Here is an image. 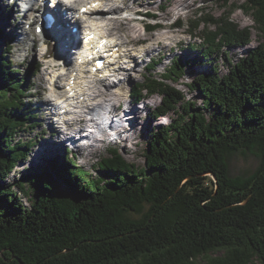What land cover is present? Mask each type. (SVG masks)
I'll list each match as a JSON object with an SVG mask.
<instances>
[{
	"label": "trees",
	"instance_id": "trees-1",
	"mask_svg": "<svg viewBox=\"0 0 264 264\" xmlns=\"http://www.w3.org/2000/svg\"><path fill=\"white\" fill-rule=\"evenodd\" d=\"M238 8L254 27H240L230 13L177 18L173 27H187L201 41L193 53L203 62L174 58L157 76L160 62L153 61L132 86L136 106L161 99L148 113L152 121L171 119L152 132L142 169L105 139L110 156L97 163L96 174L67 148L48 168L10 183L36 146L14 138L37 118L28 73L9 59L11 42L0 46V264H264V41L251 47L253 30L264 40V0ZM147 14L154 18L147 31L162 27ZM247 47L228 73L221 74L216 61L195 73L227 49ZM33 68L39 72L40 64ZM188 72L201 106L176 87ZM237 152L255 155L256 171L231 176L229 160Z\"/></svg>",
	"mask_w": 264,
	"mask_h": 264
},
{
	"label": "rangeland",
	"instance_id": "rangeland-1",
	"mask_svg": "<svg viewBox=\"0 0 264 264\" xmlns=\"http://www.w3.org/2000/svg\"><path fill=\"white\" fill-rule=\"evenodd\" d=\"M223 1L224 0H138L137 2H133L132 0L112 1L113 7H116V9L120 8V12L117 13V16L119 17L117 21H120L118 23H121V26H119V30H113L115 36L117 35L113 39L116 42L118 40V37H123V42H128L126 46L123 47V49L128 51L129 54H132L135 57L136 61L133 62V60H129V58L126 57L119 59V66L122 65L123 69L125 70H121L119 74L120 78L113 77L112 79L113 86L115 85L112 89L116 91L117 95L114 98L111 97V100L106 102L103 105L102 109L105 111L110 105H113V107L110 109L111 112H109L108 110L105 112H109V115L113 113L114 118L112 117L109 119L106 116L108 119L107 124H109V127L107 126L106 129L103 128L105 126L104 123L106 119L103 120L100 118L99 123L102 126L96 129V134L90 137L89 140H82V143L78 142L79 146H91L93 148H86L85 151L80 152L78 150L79 146L77 143L73 144L75 145L74 149L70 148V145L73 142L69 143L68 141H65L66 143L60 145L56 141L57 135L54 136V133H52V119L54 120L55 125L61 128L64 127V119L72 120V118H74L70 115H63L62 117L60 116V113L63 111V109L61 110V107H63V105H67V102H65V98L63 100H59L58 98L61 95L64 96V94L68 92L62 90H65L64 86L66 84L65 82H63V79L67 80L69 76L67 78L60 79L65 67H63V64L59 63L54 57V48L58 43L54 42V47L53 49H51L52 43L49 42L44 45L42 41L43 36L36 34L35 28L31 30V33L29 32V26L27 25L26 19L22 14V9H25L23 7V4L20 7L18 6V4H12L11 0H0V30L3 32L4 36H6L5 43H0V46L2 47V49H5L7 44L11 42L13 51L9 55V59L13 62V64L15 65L14 67L18 69L20 73H28L27 87L29 88L31 85H33L28 101L31 106L32 114L37 118V125L33 126L32 124L35 123L33 122L29 128H22L20 131H18V134H16V137L14 138L15 141H25V143L28 141H34L36 143V146L34 148V151L30 154L29 159L26 161V163H23L22 165L17 167V169H15L11 178H9V182L11 183L15 179H18L22 174L28 173L29 171L41 172L44 168H48L50 165L49 162L53 157H57L60 159L68 154L67 148L68 150H72L70 154H68L70 158H76L77 163L82 166V168H84L89 173L96 174L95 170L97 169V163L101 159H105L110 156V153L104 150L105 144L101 145V141H104L105 139L112 140V142L114 141L116 143V145H111L110 147L112 149L119 150L127 163L132 164L139 169L144 168L146 165V147L147 143H149L150 141L152 132L160 128L162 125L169 124V121H171V119L170 117H167L164 119H159L158 121H152L149 118L148 113L150 109H153L160 104L161 99L157 96L148 97L144 102H141L138 106H136V104L132 100L133 97H131L132 86L143 79V75L146 74L149 64L153 61H158V63L160 62L156 70L154 71L157 76L162 75L171 66L172 60L174 58L203 62L202 58L193 53V44L196 42L200 43L201 41L192 37L188 32L187 27H173L172 24L177 18L189 19L194 21L201 14L218 18L225 13H230L231 20L238 24L240 27L251 28L255 26L252 18L238 8V6L243 4L246 0H232L230 1V3H228V5H224ZM44 7H46V4L44 5ZM52 7L53 3L52 1H49L47 3V8H51L50 10H53ZM79 8H81V4L79 5ZM40 10L42 11V7L39 8L37 12L36 17L38 18V20L41 17ZM59 10L60 9L49 12L53 15H55V13H58L59 15L60 12V20H64L68 24V20L66 21V19H64L62 12ZM126 10L139 11L138 13H140L141 15V17L138 19L139 22H133L126 19L125 15L129 14L126 13ZM147 13L155 15V19L159 22L160 25H162V27L157 28L155 31H145L146 23H148L150 20H154V18L148 16ZM24 20L25 22H23ZM82 24L84 26L85 21H83ZM69 25L73 24L69 23ZM74 26L77 27L76 25H73V27L71 26V28L74 29ZM200 27L201 29H204V25L201 24ZM71 28L68 27V25L65 27L66 30L70 29V31L73 32ZM24 31H27L29 33L27 37H25V35H22ZM101 33L106 34L108 33V30L105 29ZM51 37H53V40L55 39L52 34ZM55 37L57 38L58 35ZM59 39L60 37L57 38L58 42ZM263 41L264 40L258 30H253V43L251 47L253 48L261 44ZM141 42L146 43L143 45H139ZM136 44L138 45L136 47H133V45ZM45 48L50 49H48L49 53L47 56L49 62L41 67L39 69V72H36L35 68L30 71V68L35 67L37 64L41 63V55L43 53V49ZM248 50V47L239 49L236 48L232 50L227 49L225 54L219 57L215 56V58H213V61H210L207 64H205L206 61H204V64L206 66L195 67V73L203 74L205 72H208L210 67L212 66V62L214 61L217 62L221 74L228 73L229 64H234L238 59L246 54ZM69 57V59H71L73 63L71 62V66H69L71 68L69 70L67 68L66 72H69L70 74L71 71L75 70L78 67L76 64H74V55L72 56L70 54ZM66 65L68 66V64ZM116 68L119 69L117 65ZM52 77H54V80H52ZM55 80L56 82L58 81L61 87H63L61 90H56L54 86ZM92 80L95 79L92 77H88V82H83V84L81 83V88H83V90L87 94L92 93L89 90L90 87L94 86V81L92 82ZM191 80L192 79L188 72L184 79L181 80L176 87L184 92L189 99L194 100L199 106H201L203 100L200 95L197 92L192 91L188 87L191 83ZM98 86L101 87L99 84ZM47 99H51L55 104H58L59 101L60 103L62 102V106L59 105L56 112L54 111V114L52 113L51 119L47 115V112L51 111L50 105H46ZM85 100L87 101L88 99L85 98ZM88 104H90V106H94L95 102L88 101ZM136 109L140 110V119L134 118V115L132 114L133 110ZM86 110L84 111V108L81 109L82 113L88 111ZM95 111L96 112H94V114H97L98 116H101L103 114V111L101 110ZM55 114H59V116ZM174 117L175 115L171 116V118ZM138 122L141 123L142 128H140V134L138 133L134 135L135 132H133V128ZM110 123H112L111 126ZM88 129L89 128L86 127L85 133L91 134L92 131H88ZM114 129L117 130V137L113 138L109 133L110 131L114 132ZM118 129H122V132H118ZM75 133L77 134V132L73 133L74 136H76ZM107 134L109 135L107 136ZM131 136H134L132 142H128L127 144L126 142L122 143L123 138H129ZM98 139H100V141H98L99 144L96 143ZM50 148V153L40 157V160L37 158L38 162L34 161V157L37 155L39 150H50ZM258 160L259 159L256 158L255 155L249 153L237 152L233 154L229 160L231 171L230 175L245 176L251 174L258 168ZM19 197L23 200V203L29 207L26 196L20 193ZM198 264L206 263L205 261H198Z\"/></svg>",
	"mask_w": 264,
	"mask_h": 264
},
{
	"label": "bare ground",
	"instance_id": "bare-ground-1",
	"mask_svg": "<svg viewBox=\"0 0 264 264\" xmlns=\"http://www.w3.org/2000/svg\"><path fill=\"white\" fill-rule=\"evenodd\" d=\"M112 1L113 0H82V1L78 0V2H83L84 3L81 6L80 9H78L77 3L75 5H73V4L72 5H68L64 0L58 1V3H57L58 5L56 6V10L60 9L59 11L62 12V15H63L64 19H66V21L68 20V24L64 20L63 21L60 20V18H61L60 17V15H61L60 12H59V15H58V13H55V15L52 14L56 18V22L53 23V24H51L50 22H47L44 19V15H41L40 19L38 20V18L36 17L37 16V12H38L37 8L36 9L34 8L31 11L28 10L27 13L25 14L24 18L26 19V21H28L27 24H29V25L37 23V22H39L41 20H43L44 25H49V28H48L49 33L52 34V36H54V38H55L54 40H56L58 45L60 46V51L62 52V55L66 56L68 58V61H70L69 60V56H70L69 53L70 54L73 53V49H75L74 47L77 46V44L79 42L78 41L79 38H78L77 34H75L74 32L70 31V29L66 30L65 27L68 25V27L71 28V26L73 27V25H76L77 28H79L82 33L86 32L88 30L87 27L85 26V24H84V26L82 24L83 21H85L84 17L83 18H80V17L79 18H74L73 15H70V13L80 14V11L83 8L91 7L92 10L90 11V14L88 15V17H89V19L91 21H93L94 25H92V28L93 27L94 28L97 27V33L99 34V32H100L99 26H101V25H99L98 23H95L94 21H105V22L107 21L108 24L106 26V30H108V35L110 37H116L117 35L115 36V33H113V30L117 31V30L120 29L119 26H121L120 25L121 23H118L120 21H117L118 18H116L117 17V13L120 12V8L116 9V7H113L112 6ZM124 1H126V0H124ZM132 1L133 2H137L138 0H132ZM95 4H98V7L94 8L93 6ZM41 7H42V10L44 12L50 13L51 11H55V10L47 9L46 7H43V6H41ZM64 11H67L68 14L66 15L64 13ZM131 12L138 13L139 11H131ZM109 17H113V18L108 19ZM126 19L135 22L134 20H131L130 18H126ZM23 22H25V20ZM69 23H72L73 25H69ZM85 23H86V21H85ZM22 35H25V37H27L29 35V33L27 31H24V33ZM57 35H58V37H60V39H59L60 43L57 40L58 37L57 38L55 37ZM89 35H91V34H88V36ZM52 39H53V37H52ZM123 39H124L123 37L122 38L118 37V40L116 42L115 41L112 42L113 45L111 46V51L108 53L109 55H107V56H109L111 59H114V57H116L119 53L120 54L123 53L122 47H125L126 44L128 43V42L126 43L125 41L123 42ZM124 54H125L124 57L129 58V60H133V62L136 61L135 57L132 54H129L128 51H124ZM122 58L123 57H120V59H122ZM116 65L119 67V69H116V70L113 69L112 71H110L109 75H108V73H106L107 74L106 75V79L101 80V81L100 80H92V82L94 81L93 82L94 86L89 88V90L92 92L90 94L85 93L83 88H81L83 82L84 83L88 82L87 81L88 78H85V76L76 75V71H74L72 73L70 72V74L68 72H66L64 74L65 76H67V75L70 76L71 75L69 80H68V82H66V84L64 86V89H67V87H70V90H68L67 93L65 92L66 94L63 93L64 96L61 95L58 99L59 100H63L65 98V100H66L65 102H67V105L65 107H61V110L65 109V108L69 109L71 115L74 118H73V120L71 122L65 121L64 122L65 125H63L64 127H61V128L56 126L54 120L52 119V133H54L53 134L54 136L57 135V140L56 141H57L58 144L63 145L64 143H66L65 141H69L70 143L73 142L72 144H74V143L78 144V142L82 143V137H83L84 140L86 139V138H84V137H86V134H85L86 127H88L90 125L89 124L90 121H91V123H94L95 125H97V126H95L97 128L102 126L101 124H99L98 119H96V117H100V116H98L97 114H94V112H96L95 110H97V111L101 110V111H103L104 115H109V112H111V110H108L109 112H105L107 110H105V111L102 110L103 109V105L106 102L110 101L111 97H113V98L116 97L117 93H116V91L114 89H112L115 86V85L113 86L112 79H113V77L114 78H120L119 74H120L121 70H125V69H123L122 65L119 66V63H117ZM126 69H127V67H126ZM111 72H113V73H111ZM110 74H112V75L110 76ZM54 77H52V80H54ZM65 78H67V77H65ZM74 78H76V79H74ZM60 79H62V78L60 77ZM72 80L76 81L73 86L71 85ZM63 82H65V80ZM98 84L101 87H99ZM90 85H91V83H90ZM54 86H55L57 91L61 90L63 88L58 83V81L56 82V80L54 82ZM62 91H65V90H62ZM82 92H84V93H82ZM69 93L70 94L73 93L72 97H70L68 95ZM85 98H87L88 100L86 101ZM88 101L95 102V105L94 106H90V104H88ZM61 103L59 101L58 104H55L51 99H47L46 100V105H50V107H51L50 108L51 111L47 112V115H48V117L50 119L52 118V113L54 114V111L56 112V110L58 109L59 105L61 106ZM83 108L85 110L87 109L89 111V112H84V114L88 113L92 117V120L89 121L87 115H84L82 113L81 109H83ZM132 114L134 115V118H138V119L141 118L140 110H138V109L133 110ZM55 115L59 116V114H55ZM107 120L108 119L105 120V123H104L105 126L103 127L104 129H106V127L109 125V124H107L108 123ZM111 124L112 123H110V126H111ZM140 128H142L141 127V123L140 122L136 123V125L133 128V130H134L133 132H135L134 135H136L138 133L140 134ZM114 130L115 131L113 132L114 133L113 135L111 133H109V134H111L110 136H112L113 138L117 137V132H116L117 130L116 129H114ZM74 132H77V134L75 133L76 136L73 135ZM118 132H122V129H118ZM109 134H107V136ZM133 139H134V136H131L129 138H127V137L123 138L122 139V143L126 142V144H127L128 142H132ZM98 141H100V139H98L96 141L97 144H99ZM78 146H79V144H78ZM86 148H93V147H91V146H89V147L88 146L87 147L84 146L83 147V145H80L78 147V150L80 152H83V151L86 150ZM50 152H51V148H50V150H44V151H40L39 150L37 155L34 157L35 158L34 161L38 162V159L40 160V157L45 156L46 154H48Z\"/></svg>",
	"mask_w": 264,
	"mask_h": 264
},
{
	"label": "water",
	"instance_id": "water-1",
	"mask_svg": "<svg viewBox=\"0 0 264 264\" xmlns=\"http://www.w3.org/2000/svg\"><path fill=\"white\" fill-rule=\"evenodd\" d=\"M254 193H255V192H253V194H254ZM253 194H252V195H253ZM252 195H251V197H252Z\"/></svg>",
	"mask_w": 264,
	"mask_h": 264
}]
</instances>
